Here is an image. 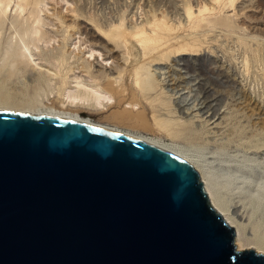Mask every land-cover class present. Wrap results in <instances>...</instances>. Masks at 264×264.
<instances>
[{
  "label": "rangeland",
  "instance_id": "374dc122",
  "mask_svg": "<svg viewBox=\"0 0 264 264\" xmlns=\"http://www.w3.org/2000/svg\"><path fill=\"white\" fill-rule=\"evenodd\" d=\"M20 1L11 0L0 13V88L34 97L43 105L35 111H45L52 101L60 106V94L74 86L68 79L73 70L67 68H73L75 57H91L90 44L97 57L92 69L110 65L103 59L111 46L104 39L118 25L112 30L121 40L128 38L132 57L156 71L149 84H134L124 75L125 96L133 91L151 127L143 133L201 165L240 224L244 247L264 252V0H40L35 11L30 0ZM183 10L190 12L187 21ZM129 17L132 25H143L136 33L126 30ZM169 23L180 26L175 40L148 33ZM13 57H33L41 69L57 73L48 76L24 62L12 63ZM57 57L74 58L65 63ZM161 69L177 77L176 87L159 76ZM87 112L101 120L94 110ZM155 121L173 123L161 128Z\"/></svg>",
  "mask_w": 264,
  "mask_h": 264
},
{
  "label": "water",
  "instance_id": "95a60500",
  "mask_svg": "<svg viewBox=\"0 0 264 264\" xmlns=\"http://www.w3.org/2000/svg\"><path fill=\"white\" fill-rule=\"evenodd\" d=\"M197 171L141 140L0 110V264H264Z\"/></svg>",
  "mask_w": 264,
  "mask_h": 264
},
{
  "label": "bare ground",
  "instance_id": "6f19581e",
  "mask_svg": "<svg viewBox=\"0 0 264 264\" xmlns=\"http://www.w3.org/2000/svg\"><path fill=\"white\" fill-rule=\"evenodd\" d=\"M10 1L11 0H0V13H3L5 11V8H8L7 6H9ZM30 1L32 3V7H31L32 10H34V8H38V7H36V5L39 3L40 0H30ZM37 11H38V9H36V12ZM190 11L193 12L192 10H190ZM198 11H200V10L197 9V12ZM189 13H190L189 11L183 10L182 18H185V20L187 21L189 18V15H190ZM135 15H134V18H135ZM129 19H130V17H129ZM145 19H146V17H145ZM129 21L130 22H128V26H126L127 27L126 30L128 32L136 33L139 30V28L143 26V25L142 26L132 25L131 19ZM172 23L171 24L169 23L166 25L163 24L162 26L159 25L160 26L159 31H157L158 28L157 29L156 28L149 29L148 33L150 35H152L151 33H153V35H154V33L162 34L163 35L162 37L170 35V36H173L172 38H174V37H176L174 34V30L176 31V29L178 27H180V26H178L180 24V22L178 25H172ZM158 24H160V23H158ZM161 24H162V22H161ZM111 26H113V25H111ZM113 27L116 29L119 28V26L115 25V24ZM113 27H110L109 32H114V35H112V37H109V36H111V33H110V35L108 36L110 39H108V38L104 39L105 40L104 45L105 44L108 46H109V44L111 45L109 47V52L107 53L108 54L107 57H103V59H105V60L106 59L110 60V62H109L110 65L108 67H106V65L102 66V71H100L99 68H97L95 70L92 69V67L94 65L93 62H95L94 59L97 57H92L94 49L92 48V44L89 43L90 44L89 50H87V51H89V56H91V57H75V60H74L75 64L73 65V68H72V66H69L67 68V70H69V69L73 70L72 76L69 75L68 79H70V77H71V82H74V86H72V87L68 86L67 88H65L64 92H62L60 94V96H61L60 106H57L55 104L56 101L54 102L52 100H50V101L47 100L49 102L52 101V103H51V105H48V107L45 111H43V110L35 111V109L38 106L41 107L43 105H41V103H39L37 101V99H35L34 97L24 95V94H18L17 92L8 91V90H4V89L0 88V110L39 114V115L57 117V118H62V119H67V120H72V121H77V122H81V123H86V124L98 126L101 128H105V129H108V130L129 136V137L141 140L143 142L151 144L155 147H158V148L176 156L177 158L181 159L182 161H184L185 163H187L188 165H190L191 167H193L197 171L198 176H199V180L202 181L203 190L207 195L209 205L227 223V225L233 227V229H234V236L233 237H234L235 250L241 251V250H245V249H253L252 246L244 247V240L242 239V236H241V226L239 223L235 222L233 216H231L228 204L219 195L213 181L211 180V176H209V173H207V171H205L202 168V166L199 165L195 160L188 157L186 154L181 152V150H179L177 147H175L171 143L163 142V140L158 136L151 135V134L148 135L146 133H143V132L149 130V128L151 129V127H149L150 126L149 121L147 120L144 109L142 107H139V103L137 101H134L135 97H134V95H132L133 91L129 93L130 94L129 99H128V97L125 96L127 91L129 90V88L126 87L127 85L125 86V83H126L125 76L126 77L132 76L134 84L135 83L149 84V81L151 82L153 80L152 76H154L153 74H155L156 71L151 73L152 71L148 70V62L147 61H145V62L143 61L144 63L139 64L137 61L138 56L136 55L137 57H132L133 48H132V45H128V43H130V42H128V38H127V41L126 40L123 41L124 39L121 40L120 39L121 35H120V38H118V34L115 33L114 30H112V29H114ZM68 31H70V30H68ZM178 31H179V29H178ZM125 35H126V33H125ZM148 38H150V37H148ZM161 38L160 39L157 38V39L163 41L164 38L163 39H161ZM177 38H178V36H177ZM81 39H83V38L81 37ZM85 39H87V38H85ZM172 40H175V38ZM86 41H84V42H86ZM168 41H170V40H168ZM88 42H86V43L88 44ZM90 42H91V40H90ZM126 42H128V43H126ZM87 44H86V46H87ZM106 48H108V47H106ZM95 52H98V51H95ZM103 52H104V50H103ZM80 53H81V51H80ZM70 58H74V57H57V59L59 61H65V63H69ZM11 61H12V63H17V62L23 63L24 62V64H26L27 66L31 65V66H33V68L36 67L39 70H43V72H45L44 74H46L48 76L56 75V73H57L54 71L50 72L49 68L41 69L42 67L38 65V63L34 60L33 57H13V59H11ZM61 67L63 68L62 65H61ZM74 69H77V71ZM52 70L53 69H51V71ZM67 70L64 73L65 75H67L66 74ZM157 73L159 74V76L161 78H164V79H167L168 81H170L169 84L174 85V87H176L175 84L178 83V81H176L177 77H175V78L173 76L170 77L171 75L168 74V71L163 70V69L158 70ZM65 75L61 76L63 83L66 81V79L68 77ZM83 76H86L87 80L89 79V81H86L84 79L85 77L82 78ZM63 83H62V85H63ZM146 86L147 85H145V87ZM174 87H171V88H173L172 90H174ZM59 91H57V92H59ZM143 92H144V90H143ZM57 96H59V95H57ZM65 104H67V105L69 104L70 106H73V105L74 106H80L81 108H84V109L72 110L68 106L67 107L64 106ZM89 109H91V111L94 110V112H96V114H98L100 116L101 120L100 121L92 120L89 117L88 112H87V111H89ZM152 115H154V114H152ZM168 120H170V119H168ZM155 122H158V121H155ZM152 123H154V122L152 121ZM170 123H173V122H170ZM170 123L168 124L167 122L165 123L163 121L162 122L160 121V122H158L157 125H159L161 128H164V127L167 128L168 125H171ZM157 127L158 126H156V128ZM159 131H160V129H159ZM254 251L258 252V253L261 252L259 250H254ZM261 253H264V252H261Z\"/></svg>",
  "mask_w": 264,
  "mask_h": 264
}]
</instances>
